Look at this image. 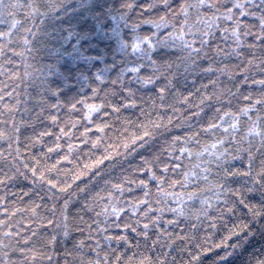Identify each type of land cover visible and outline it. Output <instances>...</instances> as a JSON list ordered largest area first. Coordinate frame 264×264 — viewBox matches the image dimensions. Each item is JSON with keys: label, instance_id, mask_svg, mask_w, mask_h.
<instances>
[{"label": "snow or ice", "instance_id": "1", "mask_svg": "<svg viewBox=\"0 0 264 264\" xmlns=\"http://www.w3.org/2000/svg\"><path fill=\"white\" fill-rule=\"evenodd\" d=\"M132 6V4L124 5L128 8ZM138 6L141 9L156 10L157 19L149 18L143 21L156 29V32L152 33L153 36H157L162 27L170 24L172 31L166 32L163 38H158L155 42L147 35L142 38L138 37L137 42L133 43L131 48L132 53L139 52V55L135 59L122 61L125 68L121 69L117 73L116 80L112 81L113 84L119 81L122 93H127V95H121L120 101L109 106L116 113H120L121 109L125 112L131 110L133 114L138 112L140 116L145 117L139 122L137 131L130 137H118L121 140L119 144L103 143L106 139L105 129L108 125L101 122L95 124L97 131L92 136L88 135L91 129L85 126L81 133L83 138L77 143L76 134L71 130L76 128V122L69 120L71 128L66 130L59 117L49 113L47 119L52 123L35 134L34 139L43 145L44 137L51 138L48 141L51 146H46L47 151L40 155L47 161L51 159L49 154L55 153V162L42 164L33 156L32 160L35 161L36 166L30 168V161L21 165L25 170L30 169V176L27 172H21L20 167H16L11 176L7 173L0 175V185L22 176L25 180L30 179L32 184L39 185L42 190L46 187L45 194L54 199L59 194L68 193L73 184H76L81 177L88 176L89 172L95 169L87 183L83 186L76 184V191L64 200L61 214L64 219L63 235L65 237L70 234L67 223L70 201L77 193L87 192L88 195L84 198L85 208L81 211H93L97 217L103 215L106 222L110 217H115L116 219L111 221L112 226L122 227L125 232L136 233L142 238L133 243L126 234L105 237L108 241H122L137 249L140 258L137 259L136 253L131 256L124 253L126 257L124 264H177L176 256L172 255L173 252L177 255L187 252L190 259L186 264H202L201 253L211 250L204 246V242H200V227L204 223L202 217L209 221L222 220L226 213L234 214L241 206L248 210L247 214L252 219L264 217V115H261L264 113V0H227V3L223 4L219 3V0H195L194 3L190 0H154L152 3H143ZM205 8L207 11L201 14L200 10ZM193 9L196 10L195 19L192 16ZM21 10H26L29 17L40 14V7L37 6L35 0L28 3H25V0H0V24L8 25L6 30L0 31V38L5 41L4 44H0V56L5 55L15 35L13 29L19 31L17 26L23 27L17 19V14ZM181 17L182 22L174 23ZM247 17L255 18L256 23H251ZM225 24L227 26H222ZM214 29H218L223 35L218 36ZM253 29L256 31L254 32ZM24 31L31 32V29L24 28ZM144 41H147L148 46L142 48ZM229 41L232 43L230 44ZM24 42L29 43L26 38ZM220 42L224 43V47L220 46ZM125 47L127 49L126 42ZM254 50L261 53L258 64ZM125 54L131 55L127 51ZM233 57L236 58V63H232ZM225 60L228 63H225ZM141 61H147V63ZM127 64L133 66L128 69ZM257 67L261 75L260 79H254L249 75ZM147 68H151L152 71L141 75L142 70ZM125 71L134 74L128 80L127 85L124 84ZM217 73L227 75L230 80L234 81L232 87L236 90L221 87ZM190 76L192 77L191 88L187 83ZM98 79H103V77H98ZM203 79H207V83H203ZM133 81L139 87L133 88L131 86ZM249 81L262 86V90L256 94L254 103L251 102L253 94L245 95L240 88V85L247 84ZM197 84L199 87L196 86ZM49 90L56 93L55 89L49 88ZM5 95L12 96V93L5 89L4 95H0V102L4 101ZM238 96L249 103L235 109L232 101ZM169 97L172 99L171 103L168 102ZM148 100H151V104H147ZM176 104L182 107H176ZM69 106L72 109L76 107L71 100H69ZM4 107L9 110L12 108L9 104H5ZM56 107V104L52 105V108ZM100 107L96 104L87 105L89 120L92 119V113L98 111ZM145 107L150 111H146ZM160 109H170L171 112L165 111L162 114ZM253 109L257 113L255 119L249 115ZM40 112L43 113L44 109L41 108ZM185 112L187 115H184ZM152 113L155 114V119L152 118ZM104 114L108 115L107 112ZM242 117H247V120H243ZM116 118L119 119V116ZM136 119L138 120L139 117L137 116ZM125 123L133 124L134 120L126 117ZM177 130L178 134H173ZM13 131L15 141L19 145L21 130L13 125ZM124 131L127 129L125 128ZM208 134L215 137L210 144L203 145L195 152L188 147L193 142L199 145L198 137ZM0 139L8 142L9 148L12 147L10 142L12 137L7 133L0 131ZM65 139L66 143H61ZM157 143L161 146L154 152L153 148L149 147L148 150L153 154L151 156L140 155L139 159L142 164L134 168L145 178H130L128 175L122 178L117 177L115 180L112 178L114 156L122 155L119 152L121 145L125 153H135L138 148L143 149L147 145L155 146ZM64 149L66 151L61 154ZM85 150L90 155L81 165L78 159H73V154L75 152L82 154ZM0 155H3L2 150H0ZM193 156L196 162L192 163L191 168H186L183 160ZM17 157L25 160V157L20 155L19 146L13 156L14 165L18 162ZM105 161L109 162L107 166H105ZM61 162H67L73 167L61 168ZM189 162L191 163V160ZM0 171L3 170L0 169ZM53 172H55V177L49 175ZM105 173L108 174V178H105ZM169 173L179 175L180 179L170 177ZM101 181L103 187H99ZM130 184L135 185L141 195L132 196L131 202L125 204V200L121 198L125 197V193L133 192V189L128 187ZM89 185L92 187L89 188ZM164 185L172 189L179 185L181 191H166ZM188 185H195V187L191 191H185ZM153 187L162 197V199L155 200L159 206L155 210L151 200ZM21 191L24 195H29V192L34 190L21 189ZM253 193H258L256 203L249 198V194ZM35 195L43 200L39 192H35ZM168 198L176 202L175 207L167 203ZM196 201L199 202L198 207L187 203L192 202L194 205ZM98 204L101 211L97 212L95 209ZM38 207L39 205L33 201V206L29 211L35 214ZM55 207L53 203V209ZM7 211L5 209V212ZM154 212L158 214H153ZM165 212L172 214V218L165 222L170 226L181 228V232L169 231L161 227L160 221L164 220ZM213 212L215 215L212 214ZM136 213H139L143 219L139 217L133 219L132 214ZM77 218L87 224L91 231V224L84 221L83 216ZM94 223L99 224L100 222L94 221ZM47 224L53 225V219H47ZM0 225L7 229L3 234L4 239H0V246H2L0 254L3 256L0 264H12L7 249L12 246L13 238L19 236L20 233L11 230L12 224L8 220H0ZM140 225L142 228L139 227ZM209 227H215V224ZM247 228L248 224L243 221L238 225L233 224L232 229L229 230V237L237 235V231L244 232ZM76 231L83 236V229L77 228ZM22 239L27 242L30 237L24 236ZM91 239L94 237L89 235L73 245L74 251L80 252L81 255H84L83 249L85 248L95 253L94 258L82 261V264H112L111 255L115 254L116 250L104 251L99 240L95 242L96 247L91 248L85 243V240ZM49 242L55 244L56 236L50 235ZM19 243L20 241L17 240L16 244ZM224 243L225 241L222 240L214 246L218 248ZM238 246L239 244H233L227 247ZM109 248H111L110 244ZM97 249L100 250L97 251ZM18 250L32 252L33 257L40 255L24 247ZM121 258V255L115 256L116 264H119ZM220 259L222 260L223 257ZM258 264H264V260L258 261Z\"/></svg>", "mask_w": 264, "mask_h": 264}, {"label": "trees", "instance_id": "2", "mask_svg": "<svg viewBox=\"0 0 264 264\" xmlns=\"http://www.w3.org/2000/svg\"><path fill=\"white\" fill-rule=\"evenodd\" d=\"M28 2H31V0H25V3ZM152 2L154 0H35L37 6L40 7V14L29 17L26 10H21L17 14V19L23 27L18 25L19 31L13 29L15 35L9 43L5 55L0 56V95H4L5 89L12 93V96L5 95L4 101L0 102V131L12 137L10 141L12 143L11 148L8 147V142L0 139V150L3 151V155H0V169L3 170L0 171V175L7 173L11 176L15 168L20 167L21 172H27L30 176V169L25 170L21 165L30 161V168L36 166L35 161L32 160L33 156L40 160L42 164L55 162V153L49 154L51 159L47 161L40 155L47 151L46 146H51L48 144L51 138L44 137L43 145L34 139L35 134H38L45 126L52 123L47 119L49 113L57 115L66 130L71 128V124L68 123L69 120L76 122V128L71 130L76 134L75 140L77 143L83 138L81 133H83L85 126L91 129L88 135L92 136L97 131L95 124L101 122L108 125L105 129L106 139L103 143L119 144L121 140L118 137H130L137 131L139 122L143 121L145 117L140 116L138 112L133 114L131 110L125 112L121 109L120 113H116L109 105L120 101L121 95H127V93H122L119 81L116 84H113L112 81L116 80L117 73L125 68L122 61L135 59L139 55V52L132 53L131 45L137 42L138 37L142 38L147 35L155 42L158 38H163L166 32L172 31V25L170 24L167 27H162L157 36H153L152 33L156 32V29L152 25L143 22L149 18L157 19L156 10L141 9L138 6L139 4ZM190 2L194 3L195 0H190ZM219 3H227V0H219ZM125 4H132L133 6L132 8L124 7ZM53 5L56 7L53 8ZM160 11L162 14V8ZM200 11L203 14L207 11V8ZM195 15L196 10L193 9V19H195ZM247 20L256 23L255 18L247 17ZM180 22H182V17L174 23ZM137 25L138 27H134ZM222 26H227V24ZM7 27V24H0V31L6 30ZM24 28L31 29V32H25ZM214 31L218 36L223 35L218 29H214ZM253 31L255 32L256 29H253ZM25 38L29 41L28 44H25ZM4 43V39L0 38V44ZM229 43L231 44L232 41H229ZM147 46V41H144L141 45L142 48ZM220 46L224 47V43L220 42ZM126 51L131 55H126ZM165 51L168 50L165 49ZM254 55L257 57L258 64L261 53L254 50ZM141 62L147 63V61ZM236 62V58L233 57L232 63ZM225 63H228V61L225 60ZM132 66V64H127L128 69ZM151 71V68L144 69L141 75L149 74ZM133 75L130 71H125V85ZM249 75L254 79L261 78L258 67ZM216 76L219 78L221 87L236 90L232 87L234 81L230 80L227 75L217 73ZM98 77H103V79H98ZM187 83L191 88V76ZM203 83H207V79H203ZM131 86L133 88L139 87L135 81ZM196 86L199 87V84ZM209 87L211 89V86ZM49 88L55 89L56 93L50 91ZM240 88L245 95L248 93L253 94L252 103L255 102L256 94L262 90L261 85L253 84L251 81L240 85ZM192 90L195 91V89ZM201 92H203V89H201ZM69 100L76 105L75 109L69 106ZM168 102H172L171 97H169ZM247 103L249 101L243 100L239 96L232 101L235 109H239ZM5 104L11 105V110L5 108ZM53 104H56L57 107L52 108ZM89 104L101 106L98 111L92 113L91 120L87 117V105ZM147 104H151V100H148ZM157 104H159V101H157ZM176 107H182V105L176 104ZM41 108L44 109L43 113L40 112ZM145 110L150 111L147 107H145ZM160 111L162 114L165 111L171 112L170 109H160ZM192 111H195V109H192ZM105 112L108 115H105ZM184 115H187V112ZM249 115L255 119L257 115L255 109L250 111ZM261 115H264V113H261ZM37 116H39V120H37ZM117 116H119V119L116 118ZM137 116L139 117L138 120L136 119ZM126 117H131L134 123H125ZM152 118H156L154 113H152ZM242 119L247 120V117H242ZM21 121H24V123H21ZM13 125L21 130L19 145L15 141ZM125 128L127 131H124ZM173 134H178V130L174 131ZM198 139L200 140L199 145L195 142L188 145L194 152L198 151L203 145L210 144L215 137L208 134L201 135ZM61 143H66V139ZM18 146L20 155L25 157V160H20L17 157L18 162L14 165L13 156H15ZM160 146L157 143L155 146L147 145L143 149L138 148L135 153H125L121 145L119 152L122 155L114 156V168L111 170L112 178L115 180L117 177L122 178L125 175L130 178H145L142 173L134 170L136 165L142 164L139 156H151L155 149ZM80 147H83V145H80ZM149 147L153 148V152L148 150ZM102 148L103 144L101 150ZM63 151H66V149L62 150L61 154H63ZM8 153H12V155H8ZM89 155L90 153L87 150L82 154L75 152L73 159H78L82 165ZM177 155H179V152H177ZM189 160H191V163ZM195 162L194 156L183 160L186 168H191L192 163ZM108 163V161H105V166ZM60 167L73 166L67 162H61ZM94 172L95 169L89 172L88 176L81 177L76 184L83 186ZM49 175L55 177V172ZM104 175L105 178H108L107 173ZM169 176L180 179L177 174L169 173ZM76 184H73L68 193L59 194L54 199L45 194L46 187L42 190L39 185L32 184L30 179L25 180L22 176L0 185V220H8L12 224L11 230L20 233L19 236L13 238L12 246L7 249L12 264H82V261L94 258L95 253L90 252L89 248H85L83 249L84 255H81L80 252L74 251L73 245L89 235L94 239L85 240V243L91 248H95V242L99 240L104 251L116 250L115 254L111 255L112 264H116V255L122 256L119 264H124L126 258L123 255L124 253L127 256L136 253L137 259L140 258L139 252L132 245L125 244L122 241H108L105 239L106 236L110 235L126 234L135 243L136 240L142 239L136 233L125 232L122 227L112 226L111 221L115 220V217H110L109 221L106 222L103 215L97 217L93 211H81L85 208L84 198L85 195H88L87 192L77 193L76 196L72 197L68 208L69 219L67 221L70 234L68 237L63 235L64 219L61 209L64 200L68 199L73 191H76ZM103 186L101 181L99 187ZM91 187L92 185H89V188ZM128 187L132 188L133 192L131 194L125 193V197L121 198L125 200V204L131 202L132 196L141 195L140 190L135 185L130 184ZM164 187L169 192L181 191L179 185L174 189L168 188L167 185H164ZM194 187L195 185H188L185 187V191H191ZM21 189H24V191L32 189L34 191L29 192V195H24ZM35 192H39L43 200L37 197ZM151 192L152 207L155 210L159 207L155 200L162 199V197L156 193L154 187ZM249 198L253 200V203H256L258 193L249 194ZM33 201L39 205L35 214L29 211L33 206ZM53 203L56 205L55 209H53ZM167 203L173 207L176 204L171 198H168ZM187 203L191 206H199L198 201L194 205L192 202ZM5 209L8 211L5 212ZM16 209H19V211H15ZM53 211L55 212L54 217ZM95 211H101L99 204ZM247 212L248 210L241 206L234 214L226 213L222 220L209 221L203 217L201 218L204 223L200 227V242H204V246L211 249L201 253L202 264H214V262L215 264H258V261L264 260V217L252 219ZM153 214L158 213L154 212ZM212 214L215 215L214 212ZM132 215L133 219L137 217L143 219L139 213ZM78 216H83L84 221L91 224V231L87 224L77 218ZM171 218L172 214L165 212L164 220L160 221L161 227L167 228L169 231L181 232V228L170 226L165 222ZM47 219H53V225H48ZM94 221L100 223L97 224ZM241 221L246 222L248 228L244 232L237 231V235L229 237V230L232 229L233 224L238 225ZM211 224H215V227H209ZM139 227L142 228V225ZM77 228L83 229V236L79 231H76ZM5 231L7 229L0 225V239H4L3 234ZM32 233H35V235H32ZM50 235L56 236L57 242L55 244L49 242ZM24 236H29L30 239L25 242L22 239ZM17 240L20 241L19 244H16ZM222 240L225 241L224 244L218 248L214 246ZM5 243H7V240H5ZM109 244L111 248H109ZM233 244H239V246L227 247ZM21 247L32 249L40 255L33 257L32 252H20L18 249ZM99 250L97 249V251ZM165 250L167 251V249ZM101 255H103V252H101ZM172 255L176 256L177 264H182V262L186 264L190 259L187 252L179 255L173 252ZM221 257H223L222 260ZM0 260H3L2 254H0Z\"/></svg>", "mask_w": 264, "mask_h": 264}]
</instances>
